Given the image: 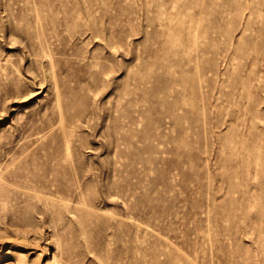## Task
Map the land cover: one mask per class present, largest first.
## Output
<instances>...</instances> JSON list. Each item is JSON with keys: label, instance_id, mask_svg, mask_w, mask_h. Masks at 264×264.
Masks as SVG:
<instances>
[{"label": "rangeland", "instance_id": "rangeland-1", "mask_svg": "<svg viewBox=\"0 0 264 264\" xmlns=\"http://www.w3.org/2000/svg\"><path fill=\"white\" fill-rule=\"evenodd\" d=\"M0 264H264V0H0Z\"/></svg>", "mask_w": 264, "mask_h": 264}]
</instances>
